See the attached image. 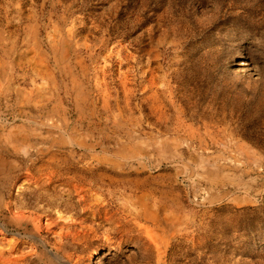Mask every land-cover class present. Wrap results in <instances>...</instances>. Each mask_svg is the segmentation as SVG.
<instances>
[{
  "label": "rangeland",
  "instance_id": "374dc122",
  "mask_svg": "<svg viewBox=\"0 0 264 264\" xmlns=\"http://www.w3.org/2000/svg\"><path fill=\"white\" fill-rule=\"evenodd\" d=\"M0 264H264V0H0Z\"/></svg>",
  "mask_w": 264,
  "mask_h": 264
},
{
  "label": "bare ground",
  "instance_id": "6f19581e",
  "mask_svg": "<svg viewBox=\"0 0 264 264\" xmlns=\"http://www.w3.org/2000/svg\"><path fill=\"white\" fill-rule=\"evenodd\" d=\"M238 67H239V69H243V67H244V64L243 63H239V65H238ZM60 219V218H59ZM61 220V219H60Z\"/></svg>",
  "mask_w": 264,
  "mask_h": 264
}]
</instances>
